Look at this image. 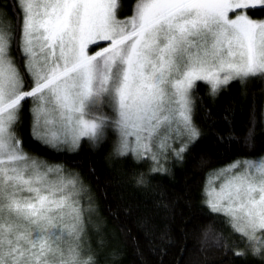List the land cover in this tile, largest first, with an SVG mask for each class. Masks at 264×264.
<instances>
[{
	"label": "snow or ice",
	"instance_id": "6c2138e0",
	"mask_svg": "<svg viewBox=\"0 0 264 264\" xmlns=\"http://www.w3.org/2000/svg\"><path fill=\"white\" fill-rule=\"evenodd\" d=\"M127 5L128 10L125 11ZM264 0H12L0 8V264H101L89 227L103 218L80 173L27 148H108L148 190L207 132L199 92L264 86ZM200 101V104L197 103ZM234 107L216 131L225 156L207 165L202 207L221 246L264 264V107L243 128ZM229 153H231L229 155ZM151 236V217L136 220ZM136 254L144 256L137 244ZM123 249L109 254L122 264ZM141 264L144 261L141 260Z\"/></svg>",
	"mask_w": 264,
	"mask_h": 264
},
{
	"label": "trees",
	"instance_id": "16d2710c",
	"mask_svg": "<svg viewBox=\"0 0 264 264\" xmlns=\"http://www.w3.org/2000/svg\"><path fill=\"white\" fill-rule=\"evenodd\" d=\"M11 5L12 0H0V8ZM257 12L264 16V11ZM241 91V84L234 81L215 98L207 95L206 88L199 92L211 113L207 116L204 107L198 109L197 121L207 132L206 137L182 163H169V171L158 175L148 190L134 186L136 168L130 160L111 157L108 148L86 145L79 153L47 149L31 140L25 122L27 148L45 160L79 172L91 190L103 218L102 235L90 229L95 235H91V243L100 245L101 264H112L109 254L115 249L124 250L122 264H141V260L144 264H246L221 246V237L226 241L228 234L202 207L200 198L207 165L219 166L217 162L225 156V148L216 142L212 130L228 127L223 117L230 108L235 109L233 126L241 129L253 108L259 117L264 107V86L259 80L248 83L246 97ZM141 215L151 217L150 238L138 230L136 220ZM137 244L144 251L143 257L136 254Z\"/></svg>",
	"mask_w": 264,
	"mask_h": 264
},
{
	"label": "rangeland",
	"instance_id": "374dc122",
	"mask_svg": "<svg viewBox=\"0 0 264 264\" xmlns=\"http://www.w3.org/2000/svg\"><path fill=\"white\" fill-rule=\"evenodd\" d=\"M257 11H258V10H257ZM255 15H257V16H263L262 12H261V13H260V12H257V13H255ZM90 229H91V230L94 229V230L96 231L95 227H93V226H91V225H90V227H89V233H90ZM91 235H92V238L95 236L94 233H90V238H91Z\"/></svg>",
	"mask_w": 264,
	"mask_h": 264
}]
</instances>
